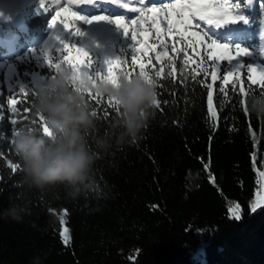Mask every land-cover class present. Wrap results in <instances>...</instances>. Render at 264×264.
Wrapping results in <instances>:
<instances>
[{
    "label": "trees",
    "instance_id": "1",
    "mask_svg": "<svg viewBox=\"0 0 264 264\" xmlns=\"http://www.w3.org/2000/svg\"><path fill=\"white\" fill-rule=\"evenodd\" d=\"M237 3L242 18L254 28L262 24L264 0ZM50 4L29 0L21 23L0 24V36L12 32L17 37L10 55L0 42V63L12 67L7 74L0 68V264H32L37 255L45 257L44 264H264V206L251 208L259 187L256 162H264V118L248 111V98L264 95L248 66L254 60L264 63V58L248 47L242 71L231 77L232 64L213 58L204 39L195 51L185 47L188 40L197 41L187 33L189 26L181 28L184 42L164 31L165 48L146 29L150 53L122 55L112 65L115 74L132 76L144 64L157 81L161 105L135 143L117 144L118 113L106 100L88 98L96 113L90 148L97 150V139L112 144L97 150L92 189L71 198L65 185L41 190L23 182L13 150L15 135L48 133L33 107L34 97L56 70L47 66L45 56L53 65L66 60L55 48L48 54L32 49L33 39L53 17L56 7ZM42 5L43 13L38 11ZM106 73L103 69L101 74ZM10 98L17 101V113L10 111ZM188 170L200 173L192 188ZM236 204L239 219L228 212ZM13 208L19 218L10 214ZM65 226L68 243L61 236Z\"/></svg>",
    "mask_w": 264,
    "mask_h": 264
},
{
    "label": "clouds",
    "instance_id": "2",
    "mask_svg": "<svg viewBox=\"0 0 264 264\" xmlns=\"http://www.w3.org/2000/svg\"><path fill=\"white\" fill-rule=\"evenodd\" d=\"M111 101L118 107L115 127L120 129L117 144L135 143L157 108V81L147 75L132 76L121 72L115 80L101 79L87 67L74 71L61 65L42 81L34 97L33 107L48 133L35 135L20 131L15 135L13 150L24 173L23 182L45 190L57 184L65 185L68 196L76 198L84 189H92L93 168L99 151L112 147L108 140L97 139L96 149L89 146V131L95 127L96 113L88 98ZM248 111L264 118V95L248 98ZM189 176L193 175L188 170ZM19 218L17 210L10 212ZM45 257L33 258L32 264H44Z\"/></svg>",
    "mask_w": 264,
    "mask_h": 264
},
{
    "label": "rangeland",
    "instance_id": "3",
    "mask_svg": "<svg viewBox=\"0 0 264 264\" xmlns=\"http://www.w3.org/2000/svg\"><path fill=\"white\" fill-rule=\"evenodd\" d=\"M17 1L23 11H25L27 9L29 0ZM47 1H50L51 6L56 7V9L53 11V16H56L57 12H60L61 15L56 16V23L54 24L53 28L49 27V24L52 22V18L50 19V22L47 25V30L40 36L33 39L36 48L32 49H37L38 53H42V50L45 48V46L49 44V50L55 48L61 51L62 56H66V60L62 65H76L82 68L83 64L88 63L89 71L94 73H96L97 68H108V65L104 64L105 59H111L116 63L122 55L124 56L126 54H129V56L131 57H144L145 55L149 54V46L151 42L149 41V39L151 33L147 30H150L151 28V30L153 31V35L155 36L156 34L154 32V29L157 26L166 31L168 28V24L167 18H163V13H148L146 10L152 7L163 8L162 6L165 4L171 5L175 3V0H158L157 2L159 3H157L156 1L147 2V0H129L127 5L128 8H130L131 13L125 11L121 13H118L116 11H109L106 13L100 11L79 12L75 8H73L74 0H42L43 4ZM237 1L241 0H228V6L231 9V17H241L239 13V4L237 3ZM246 1H248V5H252L256 0ZM204 2L211 5L213 0H204ZM217 2H219V0H217ZM43 6L44 5L38 8V11L41 13L45 11ZM65 8H69L71 11H75L78 15H81L88 19L94 16L101 15L107 16L110 19L123 17L125 19V26L129 29L128 34L125 35L123 28H119L115 24H111L106 20L93 21V23L91 24H87L83 20L77 21L70 14L64 12ZM210 8L213 10V13L217 17L224 15L226 11V9H220L212 6L209 7V10ZM134 9H144V18H141L140 11H136ZM185 12H187V9H185ZM158 15L161 17V19L156 20V23H152L153 19ZM189 18L191 19V24L186 25L189 26L187 33L190 35H192L193 32L198 33V36H193L196 40L200 38L204 39L208 47L209 45H211V40H216L218 45H222L224 44V42H227V45H229V48L227 49L218 46H211L209 48L211 49V56L213 58H216V60L218 57H221L225 54L231 55L233 57L231 61L228 60L233 67L231 71L232 75L229 76L232 77L236 71L238 73L242 71L241 60L244 56L250 55V53H248V47L252 49L253 53L259 54L260 56L264 57V33L261 27L259 29L257 28L256 30H252V25L244 19H237L235 21H231L229 19L228 23L221 22V25L223 27L218 25L219 27H222V30H218L215 28L209 29L206 21L200 20L198 16H190ZM61 19H63L64 22L70 24V27L68 29L64 28V24L60 22ZM137 20L139 21V28H137V25L135 23H132L133 21ZM82 25L84 26L82 27ZM238 26H241L244 29V33L241 35H237L236 33ZM76 28H79L84 33V35L79 36L75 34ZM228 32L232 36H230ZM233 35L238 36L239 39L232 41L231 39ZM133 36H136V40H133ZM207 37L211 40H207ZM16 40V36L12 33H8L6 36H0V42L3 48L6 49L7 55L12 54ZM60 41H63L67 45L74 44L76 48H84V50L88 52V56L83 57L82 54L77 52L74 48H64L62 45L53 47ZM137 41L140 42L137 43ZM236 46L245 48L247 50V54L238 53L235 49ZM46 53L48 54V51ZM3 66L5 67V74L12 71L11 64H5L3 62L0 63V68ZM251 66L257 69L256 72L251 73L250 75L251 80L255 82L253 78H259V73L260 70L264 68V63L259 60H254ZM35 80L38 81L39 78L36 77ZM256 167L259 175V187L254 202L257 201L258 196H264V176L260 175L261 173H264V162H262L261 165L256 162ZM199 175V172H194L193 175L189 176L190 188L196 186L197 182L199 181ZM258 208L260 207H257L256 209ZM65 228H67L68 230L67 226H65L64 229ZM64 229L62 230V232L64 231ZM66 235L70 237L69 231H67Z\"/></svg>",
    "mask_w": 264,
    "mask_h": 264
},
{
    "label": "snow or ice",
    "instance_id": "4",
    "mask_svg": "<svg viewBox=\"0 0 264 264\" xmlns=\"http://www.w3.org/2000/svg\"><path fill=\"white\" fill-rule=\"evenodd\" d=\"M82 2H83V0H82ZM89 2H90V0H89ZM210 6L220 8V9H226V11H225L224 15H222L220 17H213V16H210L207 14V10ZM124 7H127V5H124ZM185 9H187V12H185ZM134 10L140 11L141 18L142 19L144 18V16H145V10L144 9H134ZM146 11L148 13H152V12L163 13L164 14L163 18H167V24H168L166 34L179 36L181 42H184V36H185V32L181 31V28H185V31L187 30L185 26L191 24V19L189 18L190 16L191 17L198 16L200 20H205V21H207L208 24H216V25H221V22L228 23L229 19L231 21H235L237 19H242V17H231V9L228 6V0H219V2H217V0H213L211 5L205 3L204 0H175L174 4L164 5L163 8L152 7V8H148ZM64 12H67L68 14H70L75 20H77V21L83 20L87 24H91V23H93V21L106 20L111 24H115L119 28H123L125 35H127L128 31H129L128 27L125 26V19L123 17H116V18L110 19L107 16L101 15V16H94V17L88 19L86 17L78 15L77 12H75V11H71L69 8H65ZM60 15H61L60 12L56 13V16H60ZM56 16L52 17V22L49 24L50 28H53L54 24L56 23ZM158 19H161V17L159 15L153 19L152 23H156V20H158ZM60 22L64 24L65 29H68L70 27V24L64 22L63 19H61ZM132 23H135L137 25V28H139V21L138 20L133 21ZM150 30H151V28H150ZM154 32L156 34L155 40L158 42L160 47L165 48L166 47L165 40L161 38L162 36L165 35L164 30L161 29L159 26H157L154 29ZM75 34H77L79 36L84 35V33L79 28L75 29ZM192 36H198V33L193 32ZM132 38H133V40H136V36H133ZM139 42L140 41H137V43H139ZM196 43L202 44L203 39L200 38L197 41L188 40L185 43V47H190L195 51V44ZM60 45H62L64 48H74L77 52L81 53L83 57L88 56V52L85 51L84 48H82V47L76 48V46L74 44L73 45H67L63 41H60L59 43H57L53 47H57ZM211 46L223 47L225 49L229 48V45H227V44L218 45L216 40H211V45H209V47H211ZM235 49L238 53L247 54V50L243 47L236 46ZM48 50H49V44L45 46V48L42 50V52L46 53ZM173 50L177 51V52L181 51V49L175 48V46H173ZM157 59H160L159 54L157 55ZM169 59H171V58H169ZM217 59H221V60L226 59V60L231 61L233 59V57L231 55L225 54L221 57H218ZM44 61H45V63H47V66L50 69L53 67H55V69L60 67V65H58V64L53 65L52 63H48L47 62L48 61L47 56H45ZM185 62L187 63V61H185ZM113 63H115V61H113L111 59H105L104 64L108 65L106 75L101 74L103 71L102 68H97V71L95 74L98 75L101 79H108V80L114 81L115 78L118 77V75L115 74L113 69H112ZM133 63H135V61H133ZM83 67H87L89 69L88 63L83 64ZM237 67H239V66H237ZM72 68L74 71H78L81 67H78L76 65H72ZM204 71L207 72L208 70L204 69ZM256 71H257L256 68H253L251 65L248 66V73L249 74L254 73ZM138 73H140L142 75H147L149 78H154L153 75H151L148 71L145 70L144 64H140V70ZM127 75H129V74L127 73ZM229 75H232V73L230 72ZM238 75L239 74L237 72V76ZM155 76L159 77L160 72H156ZM215 78H216L215 74H213V79H215ZM224 79L227 80V77H225ZM253 79L255 80V82L257 83L258 86L264 87V68H262L260 70L259 78L258 79L253 78ZM235 86H236V83L234 82V87ZM209 87H211V86H209ZM24 90H25L24 86L21 85L20 91L23 92ZM220 91L223 92L224 89L221 88ZM240 91L243 92L244 89H240ZM97 102H99V98H97ZM16 103H17V101H15L14 99L10 98L8 100V104L10 106V111L12 113H17V108L14 106ZM107 103L117 113H119V109L117 106H115L111 101H107ZM208 104H209L210 116L212 118L213 124H215L218 116H217V112L214 111L212 108V92L211 91L208 92ZM160 105H161V101L159 99H157V108H159ZM105 115H107V113H105ZM11 122L13 124L16 123L15 120H12ZM10 167H13V165H10ZM17 169H19V168H17ZM260 175L264 176V173H261ZM261 206H264V196H258L257 201L252 204L251 208H252V210H255L257 207H261ZM228 212L232 215V217L239 219L240 205L236 204L233 207H230L228 209ZM61 223H64V221L62 220ZM67 231H68L67 228H65L64 231L61 232V236L63 237L64 243H68L69 237L66 235Z\"/></svg>",
    "mask_w": 264,
    "mask_h": 264
},
{
    "label": "water",
    "instance_id": "5",
    "mask_svg": "<svg viewBox=\"0 0 264 264\" xmlns=\"http://www.w3.org/2000/svg\"><path fill=\"white\" fill-rule=\"evenodd\" d=\"M22 15V8L17 0H0V24H14Z\"/></svg>",
    "mask_w": 264,
    "mask_h": 264
},
{
    "label": "bare ground",
    "instance_id": "6",
    "mask_svg": "<svg viewBox=\"0 0 264 264\" xmlns=\"http://www.w3.org/2000/svg\"><path fill=\"white\" fill-rule=\"evenodd\" d=\"M207 14H208V13H207ZM210 16L216 17V16H214V15H210ZM263 25H264V22H263V24H262L260 27L262 28V30H263V33H264V28H263ZM260 27H259V28H260ZM259 28H258V29H259Z\"/></svg>",
    "mask_w": 264,
    "mask_h": 264
}]
</instances>
